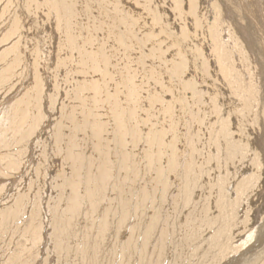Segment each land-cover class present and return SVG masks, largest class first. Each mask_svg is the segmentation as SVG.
Returning a JSON list of instances; mask_svg holds the SVG:
<instances>
[{
    "label": "rangeland",
    "instance_id": "374dc122",
    "mask_svg": "<svg viewBox=\"0 0 264 264\" xmlns=\"http://www.w3.org/2000/svg\"><path fill=\"white\" fill-rule=\"evenodd\" d=\"M134 260L264 264V0H0V264Z\"/></svg>",
    "mask_w": 264,
    "mask_h": 264
},
{
    "label": "bare ground",
    "instance_id": "6f19581e",
    "mask_svg": "<svg viewBox=\"0 0 264 264\" xmlns=\"http://www.w3.org/2000/svg\"><path fill=\"white\" fill-rule=\"evenodd\" d=\"M52 1H53V0H52ZM112 2H113V1H112ZM111 4H112V3H111ZM119 4H120V3H119ZM64 5H65V4H64ZM45 6H46V5H45ZM120 7H121V6H120ZM37 9H38V8H37ZM124 9H125V8H124ZM162 10H163V9H162ZM43 12H44V11H43ZM199 15H200V14H199ZM20 16H21V15H20ZM20 16H19V17H20ZM31 16H32V14H31ZM199 17H200V16H199ZM211 17H212V16H211ZM11 18H12V17H11ZM20 19H21V18H20ZM153 20H154V19H153ZM166 22H167V21H166ZM221 22H222V21H221ZM9 23H10V22H9ZM13 24H14V23H13ZM175 24H176V23H175ZM14 26H15V25H14ZM24 28H25V27H24ZM4 30H5V29H4ZM32 30H33V29H32ZM4 32H5V31H4ZM154 32H155V31H154ZM16 34H17V33H16ZM165 34H166V33H165ZM158 39H159V38H158ZM5 41H6V40H5ZM5 41H4V38H3V42H5ZM8 42H9V41H8ZM154 42H155V41H154ZM176 43H178V42H176ZM174 44H175V43H174ZM154 46H155V45H154ZM182 46H183V45H182ZM182 46H181V47H182ZM65 47H66V46H65ZM178 47H179V46H178ZM199 47H200V46H199ZM216 48H217V47H216ZM94 49H95V48H94ZM81 51H82V50H81ZM5 52H6V51H5ZM85 52H86V51H85ZM67 53H68V52H67ZM99 53H100V52H99ZM176 53H177V52H176ZM194 53H195V52H194ZM4 54H5V53H4ZM73 54H74V53H73ZM77 54H78V53H77ZM161 54H162V53H161ZM65 55H66V54H65ZM77 56H78V55H77ZM206 57H207V56H206ZM73 59H74V58H73ZM71 60H72V59H71ZM75 60H76V59H75ZM207 60H208V59H207ZM195 61H196V60H195ZM65 62H66V61H65ZM78 62H79V61H78ZM30 63H31V62H30ZM69 64H70V63H69ZM177 65H179V63H178ZM1 67H2V66H1ZM234 67H235V66H234ZM52 68H53V66H52ZM81 68H82V67H81ZM59 69H60V68H59ZM202 69H203V68H202ZM217 72H218V71H217ZM89 73H90V72H89ZM213 74H214V73H213ZM6 75H7V74H6ZM194 76H195V75H194ZM50 77H51V76H50ZM69 77H70V76H69ZM75 79H76V78H75ZM32 80H33V79H32ZM69 83H70V82H69ZM219 83H220V82H219ZM67 84H68V83H67ZM80 84H81V83H80ZM188 84H189V83H188ZM92 85H93V84H92ZM170 85H171V84H170ZM217 85H218V84H217ZM26 86H27V85H26ZM174 86H175V85H174ZM221 87H222V86H221ZM6 88H7V87H6ZM198 88H199V87H198ZM4 91H5V90H4ZM226 101H227V100H226ZM217 105H218V104H217ZM166 108L168 109V107H166ZM167 109H166V110H167ZM9 111H10V110H9ZM223 115H224V112H223ZM7 116H8V115H7ZM24 116H25V115H24ZM5 117H6V116H5ZM5 117H4V118H5ZM6 118H7V117H6ZM6 118H5V119H6ZM8 118H9V117H8ZM7 120H8V119H7ZM227 120H228V119H227ZM4 122H5V121H4ZM9 129H10V128H9ZM215 129H216V128H215ZM7 130H8V129H7ZM7 130H6V131H7ZM207 130H208V129H207ZM8 131H9V130H8ZM8 131H7V132H8ZM10 131H11V130H10ZM10 131H9V132H10ZM7 132H6V133H7ZM8 134H9V133H8ZM8 136H9V135H8ZM20 150H21V149H20ZM184 150H185V149H184ZM184 150H183V151H184ZM14 151H15V150H14ZM249 151H250V150H249ZM186 152H187V151H186ZM206 152H207V151H206ZM58 153H59V152H58ZM183 155H184V154H183ZM15 161H16V160H15ZM41 162H42V161H41ZM58 162H59V161H58ZM96 162H97V161H96ZM178 162H179V161H178ZM203 162H204V161H203ZM56 163H57V162H56ZM179 164H180V163H179ZM79 165H80V164H79ZM74 167L76 168V166H74ZM74 167H73V168H74ZM94 167H95V166H94ZM83 168H84V167H83ZM101 169H102V168H101ZM160 169H161V168H160ZM105 170H107V169H105ZM82 171H83V170H82ZM84 171H85V170H84ZM247 171H248V170H247ZM102 172H103V171H102ZM81 173H82V172H81ZM180 173H181V172H180ZM215 173H216V172H215ZM57 174H58V173H57ZM255 174H256V173H255ZM106 175H107V174H106ZM100 176H101V175H100ZM104 176H105V175H104ZM104 176H103V177H104ZM81 178H82V177H81ZM101 178H102V177H101ZM56 179H57V178H56ZM88 179H89V178H88ZM102 179H103V178H102ZM173 179H174V178H173ZM103 180H104V179H103ZM117 180H118V179H117ZM123 180H124V179H123ZM125 180H126V179H125ZM127 180H128V179H127ZM145 180H146V179H145ZM114 181H115V180H114ZM115 182H116V181H115ZM115 182H114V183H115ZM177 182H178V181H177ZM124 183H125V182H124ZM124 183H123V185H124ZM245 183H246V182H245ZM115 184H116V183H115ZM117 184H118V183H117ZM140 184H141V183H140ZM118 185H119V184H118ZM125 185H127V183H126ZM135 185H136V184H135ZM222 185H223V184H222ZM106 186H107V185H106ZM120 186H122V185H120ZM120 186H119V188H120ZM131 186H132V185H131ZM147 186H148V185H147ZM115 187H116V186H115ZM64 188H65V187H64ZM76 188H77V187H76ZM91 188H92V187H91ZM103 188H104V186H103ZM119 188H118V190H119ZM80 189H82V188H80ZM114 189H115V188H113V190H114ZM62 190H63V189H62ZM74 190H75V188H74ZM74 190H73V191H74ZM77 190H78V188H77ZM103 190H104V189H102V191H103ZM118 190H117V191H118ZM123 190H124V189H123ZM125 190H126V189H125ZM143 190H145V189H143ZM143 190H142V191H143ZM120 191H121V190H120ZM138 191H139V190H138ZM76 192L78 193V191H76ZM90 192H92V191L90 190ZM90 192H89V194H90ZM143 192L145 193V191H143ZM5 193H6V192H5ZM125 193H126V192L124 191V192H123V195H126ZM146 193H147V191H146ZM121 194H122V192H121ZM139 194H140V191H139ZM232 194H233V193H232ZM52 195H53V194H52ZM62 195H63V194H62ZM66 195H67V194H66ZM127 195H128V194H127ZM127 195H126V196H127ZM73 196H75V195H73ZM73 196H72V197H73ZM76 196L78 197V195H76ZM137 196H138V194H137ZM139 196H140V195H139ZM157 196H158V195H157ZM238 196H239V195H238ZM40 197H41V195H40ZM50 197H51V196H50ZM62 197H63V196H62ZM121 197L123 198V197H125V196H122V195H121L120 198H121ZM140 197H141V196H140ZM140 197H139V200H140ZM78 198H79V197H78ZM79 199H80V198H79ZM82 199H83V197H82ZM125 199H126V198H125ZM69 200H70V199H69ZM74 200H75V198H74ZM77 200H78V199H77ZM147 200H148V199H147ZM137 201H138V200H137ZM144 201H146V200H144ZM70 202H71V201H69V204L72 203V202H71V203H70ZM121 202H122V201H121ZM126 202H129V201H126ZM147 202H148V201H147ZM49 203H50V202H49ZM61 203H62V202H61ZM78 203H79V201H78ZM123 203H125V202H123ZM123 203H122V205H123ZM138 203H139V202H138ZM67 204H68V203H67ZM111 204H112V203H111ZM140 204H141V203H140ZM145 204H148V203H144V205H143V206L146 208ZM126 205H128L127 207H131L130 204H126ZM129 205H130V206H129ZM63 206H64V205H63ZM73 206H74V205H73ZM79 206H80V203H79ZM87 206H88V205H87ZM117 206L120 207V204L117 205ZM123 206H124V205H123ZM123 206H121L122 209H123ZM148 206H149V205H148ZM68 207L70 208V206H68ZM74 207H76V206H74ZM85 207H86V206H85ZM119 207L117 208V210L119 209ZM127 207H126V206L124 207L125 209H127V211H128L129 209H131V208L128 209ZM139 207L141 208L140 205L138 206V208H139ZM94 208H95V207H94ZM113 208H115V207H113ZM138 208H137V210H138ZM80 209H81V207H80ZM99 209H100V208H99ZM115 209H116V208H115ZM122 209H121V210H122ZM135 209H136V208H135ZM39 210H40V209H39ZM71 210H72V209H71ZM76 210H77V209H76ZM112 210H113V209H112ZM141 210H142V212H144V211H143V207H142ZM114 211H116V210H114ZM114 211H113V212H114ZM122 211H124V210H122ZM125 211H126V210H125ZM127 211H126V212H127ZM139 211H140V210H139ZM72 212H73V211H72ZM75 212H76V211H75ZM77 212H78V211H77ZM111 212H112V211H111ZM116 212H118V211H116ZM116 212H115V213H116ZM126 212H122V213H121V212L119 211L118 213H119V214L121 213V215L123 214V215H122L123 217H122V216H120V217L124 218V217L127 215V214H124V213H126ZM90 213H91V212H90ZM130 213L133 215V213H132L131 211H130ZM140 213H141V212H140ZM85 214H86V213H85ZM119 214H118V216L116 215V216H117V219H118V217H119ZM128 214H129V213H128ZM201 214H202V213H201ZM66 215H67V214H66ZM113 215H114V214L112 213V217H111V218H112V219H115L116 216H113ZM141 215H142V213H141ZM141 215H140V216H141ZM91 216H92V215H91ZM105 217H106V216H105ZM127 217H128V216H127ZM210 217H211V216H210ZM210 217H209V218H210ZM70 218H71V217H70ZM125 218H126V217H125ZM125 218H124V221L127 220L126 223H129V222H128V219H125ZM128 218L130 219V217H128ZM154 218H155V217H154ZM154 218H152V219H154ZM100 219H102V218H100ZM105 219H106V218H105ZM117 219H116V221H117ZM155 219H156V218H155ZM79 220H80V219H79ZM106 220H107V219H106ZM64 221H65V220H64ZM96 221H97V220H94L95 223H96ZM111 221H112V220H111ZM113 221H115V220H113ZM121 221H123V220H121ZM124 221H123V222H124ZM140 221H141V220H140ZM249 221H250V220H249ZM249 221H248V222H249ZM87 222H88V221H87ZM90 222H91V221H90ZM92 222H93V221H92ZM97 222H98V221H97ZM102 222H103V221H102ZM106 222L108 223V221H104V223H106ZM118 222H119V220L117 221V223H118ZM144 222H145V221H144ZM14 223H15V222H14ZM66 223H67V222H66ZM95 223H92V224L96 225ZM98 223H99V222H98ZM109 223H110V222H109ZM117 223H116V226H118ZM120 223H121V222H120ZM126 223H125V224H126ZM155 223H156V222H155ZM88 224H89V222H88ZM113 224H114V222H113ZM121 224H122V223H121ZM121 224H120V225H121ZM135 224H136V223H135ZM139 224H140V222H139ZM64 225H65V224H64ZM66 225H67V224H66ZM99 225H100V224H99ZM108 225L111 226L112 224H108ZM126 225H127V224H126ZM126 225H125V226H126ZM128 225H130V224H128ZM132 225H133V224H132ZM142 225H143V224H142ZM142 225H141V226H142ZM149 225H151V224H149ZM195 225H196V224H195ZM70 226H71V225H70ZM84 226H85V223H84ZM101 226H102V224H101ZM112 226H113V225H112ZM116 226H115V227H116ZM122 226H123V225H122ZM14 227H15V226H14ZM108 227H109V226H108ZM108 227H105V228L108 229ZM115 227H114L113 229H115ZM118 227H120V226H118ZM123 227H124V226H123ZM127 227H129V226H127ZM138 227H140V226H138ZM151 227H152V226H151ZM34 228H36V226H34ZM63 228H64V227H63ZM71 228H72V227H71ZM71 228H70V230H71ZM121 228H122V227H121ZM121 228H120V229H121ZM124 228H125V227H124ZM124 228H123V230H124ZM132 228H133V227H132ZM132 228L130 229V231L132 230ZM141 228H143V227H141ZM64 229H65V228H64ZM66 229H67V228H66ZM86 229H87V228H86ZM90 229H91V227H90ZM94 229H95V228H94ZM116 229H117V228H116ZM116 229H115V231H116ZM120 229H119V230H120ZM134 229H135V228H134ZM36 230H39V229H36ZM50 230H51V229H50ZM123 230H122V231H123ZM135 230H136V229H135ZM143 230H144V229H143ZM222 230H223V229H222ZM15 231H16V230H15ZM100 231H101V230H100ZM103 231H105V230H103ZM115 231H114V232H115ZM122 231H121V232H122ZM137 231H139V230H137ZM137 231H136V232H137ZM219 231H220V230H219ZM223 231H224V230H223ZM69 232H70V231H69ZM69 232H68V233H69ZM75 232H76V231H75ZM77 232H79V231H77ZM77 232H76V233H77ZM136 232H135V233H136ZM144 232H145V231H144ZM217 232H218V231H217ZM38 233H39V232H38ZM68 233H67L66 235H68ZM72 233H74V231H73ZM81 233H84V232H81ZM94 233H95V232H94ZM99 233H101V232H99ZM105 233H106V231L103 233V235H104ZM117 233H118V232H116V235H117ZM132 233H133V232H132ZM135 233H134V234H135ZM70 234H71V233H70ZM84 234H85V233H84ZM120 234H121V233H120ZM146 234H147V233H146ZM80 235H81V234H80ZM82 235H83V234H82ZM118 235H119V234H118ZM130 235H131V234H130ZM217 235H218V234H217ZM71 236H72V234L70 235V237H71ZM84 236H85V235H84ZM97 236H98V235H97ZM100 236H101V235H100ZM119 236H120V235H119ZM136 236H137V235H136ZM141 236H143V235L141 234ZM161 236H162V235H161ZM161 236H160V237H161ZM67 237H68V236H67ZM73 237H74V240L77 239V238L75 239V236H74V235H73ZM79 237H80V236H79ZM81 237H82V236H81ZM86 237L88 238V235L85 236V239H87ZM101 237H102V236H101ZM106 237H107V236H106ZM111 237H114V236L111 235ZM137 237H139V236H137ZM221 237H222V236H221ZM46 238H47V237H46ZM96 238H98V237H96ZM116 238H117V237H116ZM118 238H121V237H118ZM131 238H132V236H131ZM142 238H143V237H142ZM145 238H146V237H145ZM154 238H155V235H154ZM215 238H216V237H214V239H215ZM48 239H49V238H48ZM100 239H101V238H100ZM103 239H104V237H103ZM137 239H138V238H137ZM159 239H160V238H159ZM216 239H217V238H216ZM219 239H220V235H219ZM64 240H65V239H64ZM96 240H97V239H96ZM114 240H115V238H114ZM119 240H120V239H119ZM119 240H118V241H119ZM132 240H133V239H132ZM132 240H131V244L133 243ZM144 240H145V239H144ZM148 240H149V239H148ZM152 240H153V239H152ZM154 240H155V239H154ZM154 240H153V242H155ZM156 240H157V239H156ZM221 240H222V238H221ZM79 241H80V239H79ZM83 241H84V240H83ZM87 241H88V240H87ZM89 241H90V240H89ZM98 241H99V239L97 240V242H98ZM108 241H109V240H108ZM134 241L136 242V240H134ZM149 241H150V240H149ZM219 241H220V240H219ZM36 242H37V241H36ZM72 242H73V241H72ZM75 242H76V241H75ZM75 242H74V243H75ZM80 242H81V241H80ZM116 242H117V241H116ZM122 242H123V240H122ZM215 242H216V241H215ZM232 242H233V241H232ZM76 243H77V242H76ZM76 243H75V244H76ZM82 243H83V242H82ZM90 243H91V242H90ZM90 243H89V245H90ZM119 243H120V242H119ZM124 243H125V242H124ZM127 243H128V245H130V244H129V240H128ZM127 243H126V244H127ZM141 243H142V242H141ZM218 243H219V242H218ZM221 243H223V240H222ZM230 243H231V242H230ZM75 244H74V245H75ZM103 244H104V243H103ZM110 244H111V243H110ZM110 244H109V245H110ZM126 244H125V245H126ZM151 244H152V243H151ZM160 244H161V243H159V245H160ZM69 245H70V244H69ZM84 245H85V244H84ZM92 245H93V243H92ZM134 245H135V244H134ZM149 245H150V244H149ZM38 246H39V245H38ZM78 246H79V245H78ZM97 246H98V245H97ZM97 246H95V247H97ZM114 246H115V245H114ZM120 246H121V245H120ZM136 246H137V245H135V247H136ZM150 246H151V245H150ZM220 246H222V245H220ZM223 246H224V244H223ZM239 246H240V245H239ZM28 247H29V246H28ZM31 247H32V246H31ZM69 247H71V245H70ZM69 247H68V248H69ZM81 247H82V246H81ZM90 247H91V246H90ZM123 247H125V246H123ZM144 247H145V245H144ZM161 247H162V246H161ZM230 247H231V246H230ZM33 248H35V247L33 246ZM71 248H72V247H71ZM78 248H79V247H78ZM98 248H99V247H98ZM118 248H119V245H118ZM127 248H128V247H127ZM2 249H3V248H2ZM28 249H30V247H29ZM66 249H67V248H66ZM69 249H70V248H69ZM72 249H74V248H72ZM72 249H71V250H72ZM112 249H113V248H112ZM116 249H117V248H116ZM121 249H124V248H121ZM230 249H231V248H230ZM33 250H34V249H33ZM113 250H114V249H113ZM113 250H112V251H113ZM127 250H128V249H127ZM142 250H143V249H142ZM30 251H32V250H30ZM30 251H29V252H30ZM50 251H51V250H50ZM78 251H79V250H78ZM78 251H77V253H78ZM80 251H82V250H80ZM93 251H94V250H93ZM115 251H116V250H115ZM22 252H23V251H22ZM25 252H26V251H25ZM25 252H24V254H25ZM27 252H28V251H27ZM95 252H96V251H95ZM98 252H99V251H98ZM116 252H119V253H120V251H116ZM122 252H123V250H122ZM124 252H125V251H124ZM124 252L122 253V255H124ZM166 252H167V251H166ZM32 253H33V251H32ZM67 253H68V252H67ZM80 253H81V252H80ZM139 253H141V251H139ZM142 253H143V252H142ZM142 253H141V254H142ZM27 254H28V253H27ZM29 254H31V252H30ZM29 254H28V255H29ZM75 254H76V253H75ZM75 254H74V255H75ZM78 254H79V253H78ZM99 254H101V253H99ZM115 254H116V253H115ZM157 254H158V253H157ZM162 254H163V253H162ZM49 255H50V254H49ZM81 255H82V253H81ZM119 255H120V254H119ZM24 256L26 257V255H24ZM30 256H31V255H30ZM77 256H78V255H77ZM124 256H127L126 253H125ZM124 256H123V257H124ZM130 256H131V253H130ZM20 257H22L21 254H20ZM27 257H28V256H27ZM78 257H79V256H78ZM78 257H77V258H78ZM117 257L120 258L121 256H117ZM140 257H141V256H140ZM77 258H76V259H77ZM88 258H89V257H88ZM104 258H105V256H104ZM118 258H117V260H118ZM130 258H131V257H130ZM130 258H129V259H130ZM136 258H137V257H136ZM145 258H146V257H144V259H145ZM163 258H164V254H163ZM129 259H128V262L130 261ZM105 260H106V258H105ZM131 260H132V259H131ZM141 260H142V259H141ZM145 260H146V259H145ZM148 260L150 261L149 257H148ZM54 261H55V260H54ZM91 261H92V260H91ZM118 261H119V260H118ZM125 261H126V260H125ZM125 261H124L123 263H125ZM134 261H135V260H134ZM146 261H147V260H146ZM149 261H148V262H149ZM79 262H80V261H79ZM104 262H105V261H104ZM141 262H142V261H141ZM105 263H107V261H106ZM126 264H127V263H126ZM135 264H136V261H135ZM139 264H141V263H139ZM142 264H143V263H142ZM150 264H151V263H150Z\"/></svg>",
    "mask_w": 264,
    "mask_h": 264
}]
</instances>
